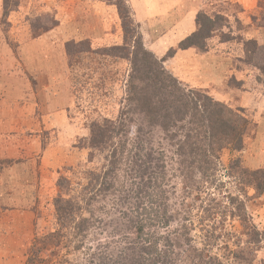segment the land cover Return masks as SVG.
<instances>
[{
  "label": "rangeland",
  "instance_id": "obj_1",
  "mask_svg": "<svg viewBox=\"0 0 264 264\" xmlns=\"http://www.w3.org/2000/svg\"><path fill=\"white\" fill-rule=\"evenodd\" d=\"M125 1L119 9L122 0H0V208L9 209H0V220L5 222L0 224V246L3 248L0 249V264H25L34 236L53 226L51 203L54 198L63 195L79 199L80 194H85L83 188L91 177L90 170L100 173L102 178L109 170L106 156L110 147L96 149L89 145L91 125L123 116L131 98L127 92L133 68L130 51L138 52L134 48L141 39L144 47L154 52L150 45L151 38L156 36L151 26L136 20L134 11ZM225 5L221 7L211 2L201 11L212 18L222 12L223 19L215 22L217 26L207 40V51L192 47L200 55L201 65L206 67L216 65L217 59L226 62L223 56L233 53L226 56L231 60H228V71L221 80H213L212 73L209 76L203 73L198 81L199 72L190 73L191 69L182 75L183 62L175 66V55L164 61L167 70L184 87H198L201 92L228 103L249 121L245 149L241 152L225 149L217 167V183L200 182L205 191L194 192L187 199L185 208H194L191 217L197 229L192 234L200 235L194 244L202 248L201 237L205 230H202L204 226L200 227L199 220L207 213L198 206L202 200L209 201L212 197L221 203L219 210L224 212L223 216L216 215L205 221L207 230L212 233L213 228L216 230L214 246L205 252L206 261L214 256L222 259L230 256V264H264V193L251 190L247 198V192L241 189L242 180L230 164L234 158L241 157L245 168H264L263 159L256 157L264 151V135L259 136L261 125L264 132V100L251 102L247 107L239 103L243 89L251 90L261 83L259 88L264 92V75L255 72L256 83L235 75L240 69L251 68L239 58L243 57V39L248 38L242 21L233 14L223 13ZM234 10L236 6L230 11ZM258 19L261 21L257 24H264V13ZM211 25L209 22L204 28L209 31L213 28ZM47 33L50 34L48 37L43 35ZM222 37L233 39L225 42ZM125 44L128 45L125 49L109 51ZM170 48L165 53L159 49L158 58H163ZM262 51L264 54V47ZM261 53H254V59L264 67ZM231 69L234 73H229ZM131 124L134 130L143 126L145 135L152 142L153 155L156 158L162 156L163 162L167 163V178L172 179L167 186L172 198L170 203H177L169 209V213H173L181 208L178 198L172 196L174 190L180 193L186 189L179 177L180 159L175 146L177 140L184 138L183 124L169 127L168 134L158 126L141 122L137 114ZM124 163H127L126 159ZM126 173L119 172L123 181L128 176L124 175ZM197 173V179L201 181ZM62 176L71 190L58 185ZM130 182L128 180L124 185L133 187ZM112 197L107 199L99 195L91 205L81 202L86 216L100 211L96 213L97 223L102 226V230L93 227L89 231L84 248L68 254L66 248L59 245L50 249L47 256L57 264L62 261L63 264H92V255L98 248L104 250V260L110 262L111 257L118 259V246H127L133 240L134 243L139 239L143 244H151L152 251L167 247L163 246L167 241L165 236L176 234L179 220H172L168 229L153 223L154 226L146 227L144 234H139L131 222L138 208L133 210L134 213L129 209L132 215L128 219L121 210L130 205L117 204L119 198H123L119 193ZM237 199L245 202L246 226L238 214ZM18 239L20 241L16 242ZM172 244L171 248L175 249ZM227 244L232 253L225 251ZM93 264H100L99 259L96 258Z\"/></svg>",
  "mask_w": 264,
  "mask_h": 264
},
{
  "label": "trees",
  "instance_id": "obj_2",
  "mask_svg": "<svg viewBox=\"0 0 264 264\" xmlns=\"http://www.w3.org/2000/svg\"><path fill=\"white\" fill-rule=\"evenodd\" d=\"M123 4H126L125 0L118 5L119 9ZM218 13L219 16L214 18L207 14L203 15L204 12L199 13L197 15L198 29L176 46L171 47L163 58H158L154 52L145 48L139 36L138 45L134 48H137L138 52L130 51L133 55V68L127 92L131 98L127 101L123 116L117 120H105L103 123L93 122L91 125L89 145L96 149L107 148L106 145L110 147L106 156L109 170L105 172L103 178L100 173L96 174L90 170L91 177H89L87 186L83 188L85 194H80L79 199L66 198L63 195L54 198L51 203L54 209L53 226L49 227L45 233H37L34 236V241L26 254L25 264H57L47 256V252L59 245H63L68 254L84 248L89 231L93 227L102 230V226H98L97 223L96 213L100 211L86 216L83 214L85 207L81 202L91 205L95 203L99 195L111 199L117 193L123 196L119 198L118 205L122 203L130 205L121 210L128 219L131 218L133 210L138 208L137 215L133 216L131 222L134 223L139 234H144L146 227L154 226L155 223L168 229L172 220H179L175 230L176 234L165 236L167 241L163 246L167 247L162 251L150 250L151 244H143V241L139 239L135 243L134 240L130 241L127 246H118V259L111 257L110 262L104 260L105 252L98 248L97 252L93 253L90 263L93 264L97 258L100 264H230V256L224 259L214 256L210 261L204 258L205 252L214 246L213 239H216V230L213 228V233L207 230L205 221L214 219L216 215L223 216L224 212L220 213L219 210L221 203L212 197L209 201L202 200L201 205L198 206L207 213L199 220L200 227L204 226L202 230H205L201 237L202 248L194 244L198 236L192 234L197 229L191 217L194 208H187V206L185 208V205L194 192L205 191L199 184L200 182L208 183V185L217 183V167L225 149L237 152L245 149L244 139L249 129V121L246 116L233 109L228 103L217 100L206 92H201L197 89L198 87L192 85L187 89L164 65V61L173 57L178 49L195 47L201 52L207 51L209 49L207 40L217 26L215 22L223 19L220 15L222 12ZM206 20L213 26L209 31L204 28V26L208 27V24H205ZM124 25L126 26V23ZM222 39L226 42L233 38L222 37ZM127 46V44L123 47L115 46L109 51L125 49ZM263 47L264 43L256 39H243V57L239 58L251 68L240 69L235 73L242 74L243 72L244 74L257 70L264 75V67L254 59V53L263 52ZM136 114L139 115L141 122L148 126H158L166 134L169 133V127H176L178 123H182L183 127H181L185 129L184 138L177 140L175 146L177 147L176 154L180 159L179 177L182 178L186 189L180 193L177 189L174 190L172 196L178 198L181 208H177L173 213H169V209L177 203H170L172 198L169 196L167 186L172 179L167 178V163L163 162L161 154L158 158L153 155L152 142L148 139V135H145L143 126L137 130L131 127ZM173 136L176 135L173 134ZM124 159L127 163H124ZM230 164L234 168V173L242 180L241 189L247 192V198L251 190L258 194L264 193V168L257 170L245 168L241 157L234 158ZM120 171L127 172L124 174L128 175L124 181L119 174ZM197 171L201 181L197 179ZM128 180L131 181L133 187L124 185ZM58 185L71 190L67 179L63 176L59 179ZM247 188H249L248 191ZM91 193L94 196H91ZM235 205L241 221L246 223L243 225H248L245 219V202L237 199ZM101 213H103L102 209ZM143 214L147 215L146 218L141 217ZM198 237L200 238V235ZM155 242L157 241L154 240ZM133 243L134 246H132ZM171 243L175 249L171 248ZM224 249L232 253L229 244Z\"/></svg>",
  "mask_w": 264,
  "mask_h": 264
},
{
  "label": "crops",
  "instance_id": "obj_3",
  "mask_svg": "<svg viewBox=\"0 0 264 264\" xmlns=\"http://www.w3.org/2000/svg\"><path fill=\"white\" fill-rule=\"evenodd\" d=\"M127 2L134 11L137 21L143 25L146 23L153 28V35L155 34L156 36L151 38L152 42L150 46L153 48L156 55L159 54V49H162L161 51L165 53L166 49L177 45L181 40L193 33L197 27V15L209 7L211 2L220 6L222 5L221 7L226 4L225 9L223 10L227 14L235 15L242 21L245 36L247 38L256 39L260 43H264V24H257L261 21L258 17L264 13V0H127ZM233 6H236V10L231 12L230 10ZM43 35H47L48 37L50 34L47 33ZM232 54L233 53L230 52L226 56H232ZM199 56V54L194 52V48L192 47L179 49L173 57V62H175V66L177 63L181 64V62H183L181 64L183 65L181 72L182 75L190 69V73L195 72L196 74L199 72L198 81H200L203 73L208 76L212 73L210 76L214 75L213 80H221L224 77L228 71L229 63L227 64V62L229 59L231 60V57L222 55L226 58L225 62L224 59L218 56V58L221 59L216 60V65L212 64L210 67H206L201 65L202 59H200ZM229 71V73H234L232 69ZM255 72L258 71L251 70L244 74L235 73V75L238 76L239 79L244 77V81L252 80V82L254 81V83H256L254 80ZM218 75L221 77H218ZM260 84L261 83H258V85L262 87ZM259 86L257 88L254 87L251 90L243 89L241 95H239V103L241 106H251V102L257 103L264 100V92ZM261 130L259 136L264 135L262 125ZM256 157L261 158L264 161V151L261 150L260 154ZM262 165L264 166V163H262ZM0 209L3 211L9 210L4 208ZM0 221L2 222L0 224L4 225V220ZM18 241H20V239L16 242ZM0 249L3 248L0 246Z\"/></svg>",
  "mask_w": 264,
  "mask_h": 264
}]
</instances>
